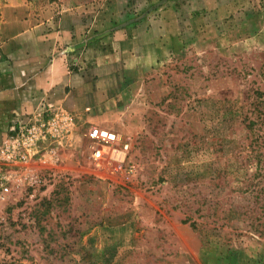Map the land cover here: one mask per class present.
<instances>
[{
	"label": "rangeland",
	"instance_id": "obj_1",
	"mask_svg": "<svg viewBox=\"0 0 264 264\" xmlns=\"http://www.w3.org/2000/svg\"><path fill=\"white\" fill-rule=\"evenodd\" d=\"M24 18L83 19L47 55L78 103L16 121L76 128L2 165L0 264H264V0H0L2 70ZM91 125L130 139L133 173L89 160Z\"/></svg>",
	"mask_w": 264,
	"mask_h": 264
},
{
	"label": "crops",
	"instance_id": "obj_2",
	"mask_svg": "<svg viewBox=\"0 0 264 264\" xmlns=\"http://www.w3.org/2000/svg\"><path fill=\"white\" fill-rule=\"evenodd\" d=\"M16 21H19L18 26H9V20L6 24L10 28L18 27L24 31L15 32L11 39H26V46L20 50L8 49L9 57L17 60L9 69L2 70L0 65V142L16 121L39 109L47 97L71 106L78 103L76 98H69L66 92L72 82L71 77H65L61 72L60 60L51 61L47 55L62 41H66L73 29L76 31L82 28L83 19L63 18L58 28L46 35L43 32L44 25L54 24L49 18H24L23 21ZM29 44L31 47L28 48Z\"/></svg>",
	"mask_w": 264,
	"mask_h": 264
},
{
	"label": "built area",
	"instance_id": "obj_3",
	"mask_svg": "<svg viewBox=\"0 0 264 264\" xmlns=\"http://www.w3.org/2000/svg\"><path fill=\"white\" fill-rule=\"evenodd\" d=\"M76 128L75 118L51 105L36 114L28 116L26 122H17L9 128V133L0 144V195L9 193L8 176L2 174V165L20 167L29 166L40 146L46 142L58 140L65 134H73ZM89 160L100 169L112 172L123 170L133 173L136 165L131 159L130 139L98 126H86L82 130ZM51 150L47 151L50 152ZM43 163L48 164L51 156L44 155Z\"/></svg>",
	"mask_w": 264,
	"mask_h": 264
}]
</instances>
